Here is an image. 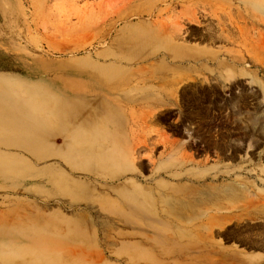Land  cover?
I'll return each instance as SVG.
<instances>
[{"label": "rangeland", "instance_id": "374dc122", "mask_svg": "<svg viewBox=\"0 0 264 264\" xmlns=\"http://www.w3.org/2000/svg\"><path fill=\"white\" fill-rule=\"evenodd\" d=\"M157 32L185 38L201 56L209 49L220 64L127 52ZM225 71L239 83L218 85ZM151 76L187 78L189 102L157 115L145 99L177 86ZM107 79L127 86L94 87ZM186 156L194 166L185 170L202 179L156 173ZM128 161L116 178L100 171ZM234 184V199L223 211L203 207L194 229L136 217L130 206L162 208L165 187ZM137 188L145 193H130ZM108 204L113 214L100 209ZM217 212L231 218L208 223ZM187 242L200 245L177 246ZM9 249L8 264H33L26 253L40 255L34 264H264V0H0V258Z\"/></svg>", "mask_w": 264, "mask_h": 264}, {"label": "bare ground", "instance_id": "6f19581e", "mask_svg": "<svg viewBox=\"0 0 264 264\" xmlns=\"http://www.w3.org/2000/svg\"><path fill=\"white\" fill-rule=\"evenodd\" d=\"M177 31H178V29H177ZM151 35H152V33H151ZM151 35H150V37L141 38V39L136 40V42H134L130 46H128L127 52L133 54L132 55L133 58H140L142 56H149V57H153V58L161 57L162 62L166 61V62H168L167 64L171 63V64H175V65L176 64L186 65V64H189L190 62L194 63L193 61L203 62L204 66H209V65L214 66V65H219L220 64L217 61V59H218L217 55L214 56L213 55L214 53L211 52L209 49L205 50L203 48V56H201V54L199 53V50H197V49H195L193 47H189L188 44L186 43V39L183 38V37H178L176 35H170V34H162L161 32H157V35H152V37H151ZM156 36H158V37H156ZM203 39H205L207 41L210 40V38H206V37L203 38ZM211 39H212V37H211ZM155 45H157L156 50H155V48L152 49ZM153 58H151V59H153ZM145 59H146V57H145ZM149 61H150V59H149ZM149 61H146V63H149ZM227 62L230 65V68H234L235 66L238 65L239 61H237L235 58H228ZM148 66L151 67V65H148ZM152 70H153V68H152ZM143 73L142 74H138V75H143L144 76ZM153 73L154 72H152V74ZM138 75H137V77H139ZM154 75H155V73H154ZM148 76H150V75H146L144 77L148 78ZM157 76L158 75H156V77ZM238 76H239V73H237V72H226L225 71L222 74L217 75V77L214 79V81L217 82V84L220 82L222 84L226 83L229 86H233V85H236L237 83H239ZM135 77H132V78H135ZM151 78H152V81H150L148 79H146V80L144 79L143 80L141 78L140 83L145 84V83H148L150 81V82H152V84H154V83H156V81L154 82V80H158L157 81L158 83H166L167 84L168 82H170V83L173 82L174 85L177 86L174 89V91H172L170 93L169 92L168 93H164L163 95H161L162 98L159 97V98L155 99V98L150 96V97H147L145 99V103L147 105L152 106L154 109H156L155 111H158L157 115H160V114H162L164 112L167 113L168 111L166 110V108L169 105H173V104L175 105L179 101L183 105H185L187 103L188 97L186 96V93H187L188 89H186V88H188V87H186V86H189V84H187L186 86L180 87L181 83L187 82V78H185V77L181 78V76L171 77V78L167 77L165 79H162L163 77H161L160 79L159 78L156 79L155 77L151 76ZM194 80H195V77H194ZM110 81H112V80L111 79L105 80L104 87H101L100 85H101L102 82L97 80L96 82L98 84H95L94 87L95 88L104 89V88H106L105 87L106 84H109V85L111 84V86H110L111 88H117V87H120V86H123V85L127 84L126 82H124L125 79H123V80L120 79V81L114 80L113 83H109ZM137 84H139V83H137ZM143 84H140V85H143ZM208 84H209V87H208L209 91L208 92L215 93L216 92L215 91V84H211L210 80H209ZM171 85H173V84H171ZM218 85H220V84H218ZM154 91L155 90L149 91V93L152 94ZM157 93H158V91H157ZM131 94L133 96V95H136L138 93H137L136 90H134V91L131 92ZM132 96H129V99H127V101H129V102L134 101L135 97H132ZM156 96H157V94H156ZM143 117H144V115H143ZM109 134H111V133H109ZM110 136H106L105 138H103V140L107 141V140L113 139V137H112L113 135H110ZM183 157H185V156H183ZM191 157L186 156V158L183 159L184 161L183 160L179 161V163H177V165H173V166H175V169H173L174 171H172L171 169H170L171 170L170 171L169 168L161 167V168L157 169L156 173L159 175V177H162V178H169V176L171 178H182L184 176L185 177L184 180H187V181H190V182H191V178H188V175H191L195 179H202V171H200L198 173H191L189 170H185V167H186L185 165L186 164L194 166V162L192 161ZM108 164H110V163H108ZM108 164L106 165L107 166L106 168H108V166H110ZM128 164H129V161L126 162V165H123L122 168H118L116 165H113V166H115L116 169H114L112 171H109L110 167L108 168V170H100V171L102 173H105V172L112 173V175L110 176V179H113V178H116V177L122 175L123 173H126V171L128 170V167H127ZM195 168L196 167H194V169ZM167 170H169V172ZM161 171H163V174H160ZM187 172H189V173H187ZM103 177H105V176H103ZM103 177H101V178H103ZM218 179H223V177L220 176V177H218ZM234 185L235 186H226L223 189L216 188V189H208L206 191H203V189H201V188H187V187H183V188L182 187H174V188H172V187H165V188H163L162 191H160V192L157 191L159 193L158 194L159 196L167 198V202H164V206L162 208H160V209H158L156 211H152V210L146 211V210H141L140 207H138V205L140 203L138 205H130V206H131V210L133 211V214L136 217H141L142 218L143 216H145L144 213L149 214V216H153L154 214L156 216L157 215L158 216H162V218L160 217L161 219L169 218V216H171V219L173 218L174 223L177 225L178 228L183 229V230H189L190 227L191 228L193 227V224L191 226H189L188 224L192 223L194 220H197V219H199V218H201L203 216V214H202L203 212H200L201 209H203V207L204 208L208 207V209H210V207L214 206L215 208H217L218 211H220V210H222V207L224 206L223 204H221V202L228 201L227 202V204H228L229 200H231V199L233 200L234 197L237 195V188H236L237 184H234ZM130 193H137L139 195L140 194L142 195L145 192L142 189H138L137 188V189H134V190L130 191ZM127 194L128 193H125L124 197H126ZM151 196H152V193H151ZM147 199L148 198H146V200ZM148 201H149V199H148ZM212 201L214 203L213 204H209ZM124 205H127V203L124 202ZM233 207L231 205V209L232 210L234 209ZM100 209L102 211H104V212L109 213V214H113L114 210H116L115 206L112 205V204H108V208H106V207L103 208V206L101 205ZM193 215H195V216H193ZM230 218H231V214L224 215V212H223V214H219L217 212L216 214L209 215L207 217V222L212 224V225H214V224H216L219 221H226L227 222L228 219H230ZM200 227H202V225ZM193 229H194V227H193ZM62 236H63L62 239H64V240H71V237H73L74 234L73 233H69L68 231H66V232H64L62 234ZM82 241H83V238L81 236H78L77 242H82ZM198 244L200 245V243H198ZM198 244H196V243H188L187 242V243H179V244H177V246L179 248H181V249H187V248H189L191 246H193V247H195V245L198 246ZM10 255H11V250L10 249H9L8 252L6 251V253L3 252V254H2L1 258H0V259H2L1 261L3 263H7L8 264L9 263V259L8 258H9ZM26 256H27V259L30 262H32L33 264L35 263V261H37L40 258V255L39 256L38 255H31V254H27V253H26ZM207 256H208V254H207ZM222 261H224V260H222ZM233 263H234V261H233ZM19 264H26V263L25 262H21Z\"/></svg>", "mask_w": 264, "mask_h": 264}]
</instances>
